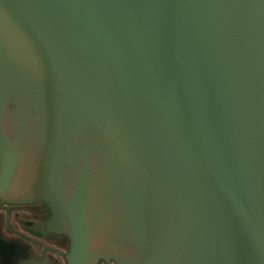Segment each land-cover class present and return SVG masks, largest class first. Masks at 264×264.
I'll return each mask as SVG.
<instances>
[{"label": "water", "instance_id": "1", "mask_svg": "<svg viewBox=\"0 0 264 264\" xmlns=\"http://www.w3.org/2000/svg\"><path fill=\"white\" fill-rule=\"evenodd\" d=\"M0 199L67 264H264V0H0Z\"/></svg>", "mask_w": 264, "mask_h": 264}, {"label": "flooded vegetation", "instance_id": "2", "mask_svg": "<svg viewBox=\"0 0 264 264\" xmlns=\"http://www.w3.org/2000/svg\"><path fill=\"white\" fill-rule=\"evenodd\" d=\"M24 218L44 219L40 203H9L0 199V264H67L68 239L59 233L41 236L22 224ZM97 264H105L101 259Z\"/></svg>", "mask_w": 264, "mask_h": 264}]
</instances>
